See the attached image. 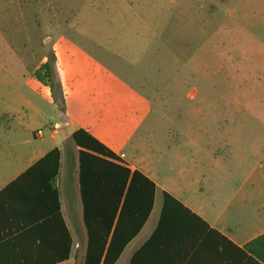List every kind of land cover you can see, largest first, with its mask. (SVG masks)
I'll return each mask as SVG.
<instances>
[{"label":"rangeland","instance_id":"obj_1","mask_svg":"<svg viewBox=\"0 0 264 264\" xmlns=\"http://www.w3.org/2000/svg\"><path fill=\"white\" fill-rule=\"evenodd\" d=\"M62 51L82 74L61 77ZM32 80L52 94L48 121L32 127L47 139L61 116L92 122L107 99L110 139L143 156L151 146L162 179H190L193 142L226 154L230 169L246 153L240 174L264 169V0H0V102H37ZM81 82L104 88L80 95Z\"/></svg>","mask_w":264,"mask_h":264},{"label":"crops","instance_id":"obj_2","mask_svg":"<svg viewBox=\"0 0 264 264\" xmlns=\"http://www.w3.org/2000/svg\"><path fill=\"white\" fill-rule=\"evenodd\" d=\"M56 54L57 70L61 77L84 72L82 66L70 59L66 61V56L71 57L69 51ZM31 82L38 96L37 102L25 99L8 104L0 102V192L49 152L59 149V175L54 187L59 196L60 214L73 239V247L70 252L61 221L53 222L50 218L44 225L34 226L31 233L21 237L20 244L29 264H74L75 259L80 258L77 254L81 255L83 262L87 234L80 194L79 148L72 141V135L78 130H84L97 139L132 171H140L156 185L153 209L148 220L115 264H252L251 259L256 261L247 246L264 235V169L261 162L253 175L246 176L245 172L240 174L247 161L246 153H241L237 168L230 169L226 166V154L218 157L212 147L193 142L190 179H162L152 170L149 162L150 152L154 151L151 146L148 148L149 155L143 156L138 154V149L129 140H124L122 147H119L110 139L111 132H107L106 128L112 126L114 120L111 118H117L110 100H100L102 106L91 113L92 122L81 124L61 116L60 121L54 122L49 139L42 130H32L37 120L42 118L48 121L46 111L51 110L52 94L46 89L45 96L41 97L44 85L39 81ZM89 85L81 82L79 94L88 95ZM90 86L96 88L101 85ZM103 88L101 86L100 89ZM96 93L104 94L103 91ZM67 95L72 97V91L69 90ZM54 108L58 106L54 105ZM89 114L86 112V115ZM49 124L52 125V122ZM224 141L227 152L230 150L227 144L229 140ZM260 147L259 135L254 143V157L258 156ZM215 165L219 170L213 167ZM235 173L243 178L229 179ZM213 175H223L225 178L215 179ZM166 195L184 208L173 205L164 208ZM37 202L34 199L29 207L27 200L22 202L19 218L27 222L35 221L43 210ZM2 233L0 226V236ZM255 248L259 247L255 245Z\"/></svg>","mask_w":264,"mask_h":264},{"label":"trees","instance_id":"obj_3","mask_svg":"<svg viewBox=\"0 0 264 264\" xmlns=\"http://www.w3.org/2000/svg\"><path fill=\"white\" fill-rule=\"evenodd\" d=\"M44 68L50 75L49 65ZM72 141L79 148L80 194L87 234L82 264H115L148 220L156 185L140 171H132L113 151L84 130L75 132ZM60 158V150H52L0 192V226L3 231L0 264H29L20 244L21 237L50 218L53 222L61 221L71 252L73 239L63 223L59 196L54 187ZM34 199L43 209L38 218L30 222L20 219L21 203L27 200L29 207ZM170 205L184 208L166 195L164 208ZM255 245L259 248L256 249ZM247 250L256 258V261L250 260L252 264H264V235L249 244Z\"/></svg>","mask_w":264,"mask_h":264}]
</instances>
